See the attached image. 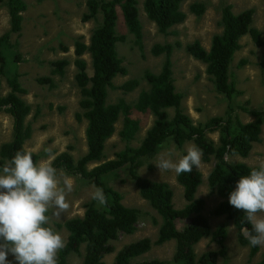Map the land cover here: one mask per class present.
I'll return each mask as SVG.
<instances>
[{"label": "trees", "instance_id": "obj_1", "mask_svg": "<svg viewBox=\"0 0 264 264\" xmlns=\"http://www.w3.org/2000/svg\"><path fill=\"white\" fill-rule=\"evenodd\" d=\"M187 1L145 0L144 11L161 34L170 35L173 27L186 20L187 14L182 7ZM0 4L6 7L10 19L9 30L0 38V112L7 113L13 120L12 140L0 146V162L3 165L17 151L27 150L25 144L32 137L33 131L26 122L32 107L22 97L25 90L21 87L20 75L14 70L15 62L20 59L16 53L18 43L10 41L13 35H20L22 32L28 4L26 0H0ZM189 10L190 13L201 16L206 12V5L195 2L190 5ZM119 12L122 23L129 34L134 36L135 45L142 51L143 33L138 0H88L83 22H98L99 15L102 19L93 30L89 45L81 40L75 42V81L80 89L79 105L83 111L77 117L78 120L87 121L88 150L79 159H75L67 150L57 155L50 164L58 172L63 171L88 181L96 188H102L108 204L99 206L91 199L85 204L83 216L72 218L60 225L66 229L68 235L66 246L59 252L58 264H70L69 258L73 255L82 256V264H105L106 257L115 253L113 242L121 235L136 233L139 216L126 208L123 196L107 181L124 169L135 182L141 197L152 206L162 222L155 243L149 238L131 243L116 254L112 264H170L158 259L139 263L137 259L147 254L154 245L161 246L172 241L175 242L172 264H218L219 257L227 252L225 242L228 233L224 225L213 230L203 214L206 203L197 197L203 184L201 171L194 168L191 173L177 175L187 202L182 209L175 207L174 191L169 184L144 179L139 175L144 160L155 156L169 140H173L179 148L192 142L203 151V163H214L208 176V184L222 202L213 213L217 217L225 216L233 222L238 230L240 244L248 247L250 258L256 257L260 246L251 247L243 235L246 229L251 230V225L247 223L242 210H236L229 204V195L242 176L250 174L253 168L258 167L228 161V156L239 155L247 158L254 144L262 141L264 119L260 111H249L245 106L235 107L233 104L234 99L242 92L237 89L231 72L232 63L241 49V40L244 37L250 36L258 47H264L260 31L253 27L254 10L235 13L231 6H225L220 21L222 31L213 36L210 48L205 49L199 41L186 48L190 55L206 65V72L216 90L231 100L225 117H214L200 124H195L182 108L183 96L175 85L172 62L175 45L170 43L154 46L152 53L164 56L165 60L158 73L145 72L144 80L148 88L139 93L134 103L130 104L125 99L108 103L109 90L131 93L141 85L137 79L129 80L119 87L114 85L117 77L128 73L117 49L118 43L126 40V36L118 34ZM87 54L91 58L92 74H89V64L84 58ZM69 65L70 61L67 59L53 62L52 75L64 76ZM6 75L10 91L3 96L1 77ZM39 82L53 86L51 78H42ZM237 109L250 113L255 120L243 123L236 115ZM134 111L150 114L154 118L138 147L130 145L141 130L140 122L133 117ZM121 117L123 126L119 137L126 143V147L116 154L115 159L101 163L105 160L106 143L115 135L116 125ZM214 132L219 133L218 142L209 136ZM31 153L34 161L39 162V156ZM186 153L187 151H183L182 156ZM92 164L95 166L89 169ZM48 226L51 227L49 224ZM208 238L218 245V250L198 256L196 246ZM255 264H264V260Z\"/></svg>", "mask_w": 264, "mask_h": 264}, {"label": "rangeland", "instance_id": "obj_2", "mask_svg": "<svg viewBox=\"0 0 264 264\" xmlns=\"http://www.w3.org/2000/svg\"><path fill=\"white\" fill-rule=\"evenodd\" d=\"M139 1L140 20L143 33V50L140 51L135 45V38L129 34L122 23L119 12L118 34L126 36L124 42H119L117 49L124 60V66L128 73L114 80L115 86H121L125 82L137 79L140 87L131 93L122 90H109L108 103H117L125 99L132 104L136 101L139 93L148 88L144 80L146 71L158 73L165 60L164 56H156L152 53L155 45L166 43L174 44L172 55L174 79L177 91L182 94V108L195 124L206 123L214 117H225L229 109V100L225 95L219 93L214 83L206 72V65L190 55L186 48L189 44L199 41L205 49H209L214 35L221 33L220 26L222 10L225 6H231L235 13L246 10H254L253 27L257 28L264 39V0H188L183 4V11L187 14L186 20L171 29L170 35H163L158 31L144 11V1ZM28 9L24 13L23 29L20 35L11 37L12 43H18L17 56L14 70L20 75V84L25 94L23 99L32 107V112L27 118V124L32 127V137L26 142L25 148L39 156V162L51 163L53 159L65 152L70 151L75 159H79L87 153L85 119L78 120L77 115L82 114L80 108L81 93L76 84L75 75L77 69L74 65L76 60L75 42L81 40L89 45L93 30L101 21H90L84 23L82 18L87 11L88 0H26ZM202 2L206 5V12L201 16L190 13V5ZM10 28V19L7 9L0 4V38ZM66 48V49H64ZM88 72L92 74L91 58L87 54ZM67 59L70 65L66 68L64 76L52 75L53 62ZM12 65V63H11ZM237 89L241 95L237 96L233 104L235 107L245 106L249 111H260L264 119V47H258L250 36L241 40V49L236 53L231 66ZM51 78V84L40 83L39 79ZM1 94L6 96L10 87L8 77H1ZM173 115V111H170ZM236 115L243 123H251L255 117L250 113L237 109ZM133 117L140 122L141 130L137 139L130 145L138 147L145 137L146 132L154 122L150 114L133 112ZM123 126V117L116 125L115 135L106 143L105 160H113L116 154L125 149L126 143L119 137ZM13 120L10 115L0 112V146L12 140ZM209 136L218 142L219 133L214 132ZM192 142L179 148L173 140L167 141L161 150L153 157L144 160L139 169V175L151 181L164 182L171 186L174 191V205L182 209L187 202L184 199L183 188L177 181V175L172 171H166L162 175L153 164L162 152L171 149L174 152L172 159L178 161L183 151H187ZM69 148H71L69 150ZM51 150L50 154L49 151ZM51 156V158H50ZM1 161V159H0ZM231 163H244L250 167H259L264 163V125L262 141L256 143L250 155L243 158L239 155L228 156ZM0 166H2L0 162ZM95 164L89 166L93 168ZM214 167V163H203L200 171L203 174V184L200 186L197 197L205 201L204 216L208 218L213 230L220 225L227 228V239L225 242L226 255L219 257L218 264H255L264 260V247H260L259 253L250 258L249 249L240 244L238 230L233 222L225 216L217 217L214 209L222 202V199L213 193L208 184V176ZM63 175L70 176L74 182V190L68 195L67 200L70 207L67 213L59 218L50 216L49 225L58 231L66 241L68 232L60 225L68 220L81 217L85 213V204L89 202L91 193L96 187L79 177L71 176L63 171ZM123 196V204L129 210L139 216L137 231L133 235H121L113 242L115 253L108 255L105 264H112L116 254L125 246L149 238L153 243L158 238L159 226L162 222L160 216L152 206L141 197L139 190L127 171L122 170L119 175L107 180ZM61 227V228H60ZM218 245L210 238L204 239L196 246L198 256L217 251ZM175 253V242L164 245H154L137 262L161 260L172 264ZM7 259L11 264H18L12 254ZM82 256L73 255L69 258L70 264H82Z\"/></svg>", "mask_w": 264, "mask_h": 264}, {"label": "clouds", "instance_id": "obj_3", "mask_svg": "<svg viewBox=\"0 0 264 264\" xmlns=\"http://www.w3.org/2000/svg\"><path fill=\"white\" fill-rule=\"evenodd\" d=\"M173 155L169 149L154 161L161 175L166 171L191 173L202 165L203 151L196 146H189L178 161ZM73 190L70 176H62L50 163L34 161L27 150L17 151L0 166V264H11L9 254L18 264H58L66 242L48 226V213L57 218L65 215L70 207L67 197ZM91 198L99 206L108 204L102 188L97 187ZM229 204L242 210L251 225V230L243 232L249 245L264 247V163L237 181Z\"/></svg>", "mask_w": 264, "mask_h": 264}]
</instances>
